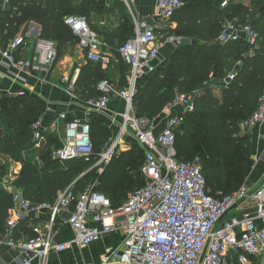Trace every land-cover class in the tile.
Returning <instances> with one entry per match:
<instances>
[{
  "label": "built area",
  "instance_id": "obj_1",
  "mask_svg": "<svg viewBox=\"0 0 264 264\" xmlns=\"http://www.w3.org/2000/svg\"><path fill=\"white\" fill-rule=\"evenodd\" d=\"M121 1L135 25L134 37L118 49L130 68L128 87L121 89L104 79L97 86L101 96L88 100L82 115L70 118L68 113H60L48 127L41 117L32 125L34 151L39 154L44 150L48 136L53 133L61 144L60 148L53 149L55 160L61 163L83 161L92 164L89 171L96 170L101 175L118 153L138 145L145 152L142 174L146 184L130 192L119 206H114L104 194L95 192L97 184L82 193H75L71 185L54 203L42 204L34 203L21 189L10 186L12 208L2 242L19 251L23 264L35 261L47 264L54 253H64L73 247L85 249L114 232H122L125 238L118 249L103 257V264H235L234 258L237 264H264V179L256 187L245 183L229 195L219 192L212 196L202 174L201 158L191 161L177 158L175 131L195 111L197 93H176L162 113L167 115V122L160 133L156 132L154 120L136 115L139 84L161 67V50L167 46L179 49L185 43L184 37L167 32L158 24L161 21L169 26L184 7L183 1L156 0L152 19L139 18L134 9L136 0ZM3 3L8 5L9 0ZM228 3L229 0H225L222 8ZM65 23L78 38V47L86 59L99 65L103 72L108 71L113 55L103 50L105 42L90 27L88 19L68 16ZM241 40L249 44L252 53L260 35L252 26L227 22L218 37L221 44ZM35 44V58L28 64L21 55L29 42L25 35L15 37L2 49L7 66L25 72L30 67L32 72L49 74L59 60L58 46L47 39H39ZM234 79L235 73L226 78L230 83ZM63 83L75 98L74 79L65 77ZM113 99L122 100L124 109L122 113H113L109 130L114 128L115 132L96 153L91 118L107 112ZM174 109L177 113L171 115ZM263 124L264 94L257 110L241 128L247 131ZM30 214H46L47 229H36L33 237L19 241L15 235ZM65 214L71 216L67 223L75 238L59 243L56 225ZM225 215L226 219L220 223Z\"/></svg>",
  "mask_w": 264,
  "mask_h": 264
},
{
  "label": "trees",
  "instance_id": "obj_2",
  "mask_svg": "<svg viewBox=\"0 0 264 264\" xmlns=\"http://www.w3.org/2000/svg\"><path fill=\"white\" fill-rule=\"evenodd\" d=\"M182 1L184 7L173 18L177 28L168 27L167 32L184 37L185 43L175 51L169 66L160 67L139 84L135 111L139 118L154 120L176 93H197L195 111L175 131L177 158L191 161L200 157L210 195H229L246 183L252 146L241 124L257 110L264 94V0H229L225 8L221 6L225 0ZM106 3L107 0H9L7 8L0 12V44L5 49L24 25L33 22L42 28L43 39L57 44L60 59L66 46L78 44L65 19L85 16L105 43L118 50L134 37L135 25L121 0L112 2L108 9ZM105 14L119 19L116 30L101 28L92 21L94 15ZM227 22L252 23L260 35L252 53L245 40L218 42ZM231 73H235L234 81L225 88L222 98L217 97L214 85ZM105 74L99 65L89 62L76 82L80 96L85 100L100 97L97 86L108 79ZM45 111L46 104L31 95L0 99V153L23 166L13 186L21 189L27 199L37 204L54 203L71 185L75 193H82L97 184L94 191L119 206L130 192L146 184L142 174L145 152L138 145L118 153L101 175L96 170L87 172L92 164L83 161L55 160L53 149L61 144L53 136H48L47 146L37 154L32 125ZM91 126L98 153L112 133L97 120L91 121ZM8 171L7 166L0 165V176H6ZM11 208L12 195L0 188V235L5 232ZM23 226H19L18 233Z\"/></svg>",
  "mask_w": 264,
  "mask_h": 264
},
{
  "label": "crops",
  "instance_id": "obj_3",
  "mask_svg": "<svg viewBox=\"0 0 264 264\" xmlns=\"http://www.w3.org/2000/svg\"><path fill=\"white\" fill-rule=\"evenodd\" d=\"M112 2H115V0H107V9L111 6ZM6 8L7 5H4L3 0H0V12ZM134 9L139 18L152 19L156 11V0H136ZM158 24L166 31L169 29L175 30L177 28V25L169 27L166 23L161 21H158ZM97 26H100L101 28L108 26L110 31H114L119 26V19L114 17L109 18L107 14H105L100 17L99 25ZM19 35H25L29 42V46L24 49L21 57L28 64H31L35 58V43L37 40L43 39L42 28L38 24L30 22L21 28L16 37ZM102 39L104 40L103 37ZM77 47L78 44H70L66 46L64 54L52 68L51 72L49 74H40L32 72L30 67L26 72L9 68L6 60L2 56V49L4 48L0 44V99L6 97L14 98L22 95H31L40 99L46 104V111L42 116L44 126L46 127L50 126L52 120L55 119V116L60 113H68L70 118L82 115L86 109V102L88 100H85L80 96L77 88V96L75 98L72 97L67 90L66 84L63 83V78L70 77L74 79L76 87V82L82 69L90 62L86 59L79 47L77 50L78 52L75 51ZM103 50L108 51L113 55L112 65L110 69L105 72L106 78L121 89L127 88L131 76L129 66L122 60L118 50L110 48L106 43L103 46ZM176 50L177 49L171 46L164 47L160 52L161 63H170ZM141 83H144V80H142ZM229 85L230 82L226 79L220 80L214 85V92L217 97L222 98L223 91ZM124 105L125 104L122 100L113 99L108 104V111L93 116L91 121H100L109 129L112 125L111 121L114 115L113 113H122ZM175 113H177L176 109L172 110L170 114L175 115ZM166 122L167 115L164 114L154 119L157 133H160L163 130ZM114 132L115 129H111V133L113 134ZM246 132L251 137L252 146V155L246 183L250 186L256 187L264 179V124L251 128ZM53 135L54 134L52 133L51 136ZM131 142H133V140H131ZM0 165L7 166L9 170L6 176H0V188L10 193L8 188H10V186L14 188L13 183L18 177L17 169L21 164L13 161L7 155L0 153ZM14 189L16 190V188ZM63 217L56 225V241L59 243L70 242L75 238L73 229L63 220ZM21 225L24 226L21 227L20 233L17 232L15 235L16 239L19 241L34 236L36 229H40L41 231L46 230L47 215L30 214L27 216V220ZM124 235L125 234L122 232H114L104 236L99 242H96L85 249L73 247L64 253H54L49 257L47 264H103V257L120 247L125 238ZM3 239L4 234H1L0 264H23L19 251L2 242ZM233 262L237 264L235 258L233 259ZM34 264H38L37 261H35Z\"/></svg>",
  "mask_w": 264,
  "mask_h": 264
},
{
  "label": "rangeland",
  "instance_id": "obj_4",
  "mask_svg": "<svg viewBox=\"0 0 264 264\" xmlns=\"http://www.w3.org/2000/svg\"><path fill=\"white\" fill-rule=\"evenodd\" d=\"M125 6H126V5H125ZM118 10H119V9H117V12H118ZM127 10H128V9H127ZM254 14H255V13H254ZM256 14H257V13H256ZM92 21L94 22V24L99 25L100 17L94 15V16L92 17ZM245 24H246V25H249V26H252V23H251V22H246ZM91 25H92V24H90V27H91ZM174 25H177L176 19H175V20H172V21L169 23V27H172V26H174ZM77 50H78V47L75 49V51L78 52ZM166 66H169V63H167V64H165V63L162 64V63H161V67H166ZM22 168H23V166L20 165L19 168L17 169V171H18V172H17V175H18V176L21 174V172H22ZM89 170H90V169H88L87 172H89Z\"/></svg>",
  "mask_w": 264,
  "mask_h": 264
},
{
  "label": "water",
  "instance_id": "obj_5",
  "mask_svg": "<svg viewBox=\"0 0 264 264\" xmlns=\"http://www.w3.org/2000/svg\"><path fill=\"white\" fill-rule=\"evenodd\" d=\"M227 215L223 216L222 219L220 220V223H223L224 220L226 219ZM71 219V216L69 214H65L63 217V220L68 222Z\"/></svg>",
  "mask_w": 264,
  "mask_h": 264
}]
</instances>
